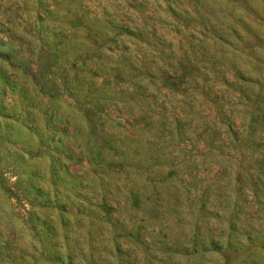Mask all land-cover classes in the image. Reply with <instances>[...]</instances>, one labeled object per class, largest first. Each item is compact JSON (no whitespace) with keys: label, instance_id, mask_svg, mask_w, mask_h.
<instances>
[{"label":"rangeland","instance_id":"1","mask_svg":"<svg viewBox=\"0 0 264 264\" xmlns=\"http://www.w3.org/2000/svg\"><path fill=\"white\" fill-rule=\"evenodd\" d=\"M0 264H264V0H0Z\"/></svg>","mask_w":264,"mask_h":264}]
</instances>
